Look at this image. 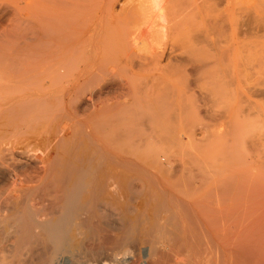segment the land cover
Returning a JSON list of instances; mask_svg holds the SVG:
<instances>
[{"label": "bare ground", "instance_id": "obj_1", "mask_svg": "<svg viewBox=\"0 0 264 264\" xmlns=\"http://www.w3.org/2000/svg\"><path fill=\"white\" fill-rule=\"evenodd\" d=\"M7 1L11 3L0 4V264H264V157L238 156L240 153L235 155L233 150L235 157L211 152L191 168L187 166L192 162L185 165L168 150L170 154L163 156L146 153L141 165V153L137 156L136 151L139 137L135 136L141 128H134L140 114H132L137 120L130 121L118 110L124 107L104 105L101 92L98 96V91L96 95L92 91L82 94L86 85L80 80L89 76L91 83L93 76L87 69L97 60L99 43L112 36L105 32L104 37L110 35L103 38L106 19L103 22L95 16L86 20L90 18L88 10H104L117 21V15H122L112 10L116 0H19L21 4L13 7L16 1ZM142 1L139 7L144 3L145 8L158 6L159 10L156 6L148 10H158L154 16L164 22L157 0ZM10 9L28 13L19 18L16 15L17 24L8 25ZM159 28L157 34L165 38L169 26L166 23ZM121 36L117 44L122 47L118 49L128 48L129 58L136 55L133 48L139 36L133 32ZM72 62L90 65L82 69L77 66V79L73 76L70 83L63 81L64 85L60 79ZM80 85L85 86L77 94L75 89Z\"/></svg>", "mask_w": 264, "mask_h": 264}, {"label": "rangeland", "instance_id": "obj_2", "mask_svg": "<svg viewBox=\"0 0 264 264\" xmlns=\"http://www.w3.org/2000/svg\"><path fill=\"white\" fill-rule=\"evenodd\" d=\"M1 1H0L1 5L8 3L7 0L6 1L4 0L5 2L3 0ZM14 1L16 2H14V4L12 3V7L15 4H17L18 6L21 4V1L19 0H14ZM116 1L113 5L112 10H114L113 12L115 13V15L116 13L117 14L120 13L122 15V17L117 15L119 17V19H117L116 17L117 21H115V19L113 18H110L104 10H95V11L88 10V13L90 15L87 16L90 18L88 19L86 16L87 18L86 20H91L92 17L95 16L97 17L99 16L101 18V21L103 22L104 19H106L105 23L107 24L104 23L105 25H103V22L101 24V26L103 25L102 26L103 38L108 37V35L110 34H108L105 37L104 35L106 33L111 32L112 36L108 38L110 39L112 37L111 38L112 40L108 39V41H105L102 39L103 41H101L98 45L97 60L95 61V63H92L91 65L89 64L90 66L88 64L84 65L83 63H81L82 61L79 63H75V62H72V64L70 63L71 64L69 65L70 67L68 68L67 72L64 74L63 79H60V81L61 82L66 81L67 83L68 82L70 83V81L73 80L74 77L76 78L75 70L77 69L76 68L77 66L78 68L81 69L85 66H89L90 68L88 67L87 70L90 72L87 73L88 75L92 74L93 76L91 78V83H88L90 81L89 76L88 78H86L87 76L83 75L82 79L80 78L82 76L78 77L79 80L81 79L80 81H82V84L84 83L86 85V87L82 88V90L84 91L82 92V94L87 95L90 94V92L92 91L91 94L93 93V95H96L98 91L96 96H98L101 92L99 96H101L102 103L103 104L106 103L104 105H106L107 107L109 105H112L109 107L113 108V106L114 107L116 106L119 108L124 107L125 109V106L127 105L126 108L128 110L125 109L127 112L129 111V108L133 107V111L135 113L132 111L131 108L130 110L132 112L131 114L130 111L129 113L125 114L126 111L124 112L123 108L122 109L117 108V109L119 111L121 110L122 113H124L123 114L124 118L126 119L128 118L130 121L135 120L136 122V120L138 119L136 124L137 126L135 125L136 127L134 126V128L136 129L137 127H139L142 130H144L142 131L141 129L137 128V130H139L137 132L139 133L138 135L136 131H134L136 133L135 136L137 138L139 137L138 138L139 140H136L137 144L139 143L138 144L139 146L136 144V147L137 146L140 147V144L144 145V146L141 145L140 148L137 147L136 149V151L138 150L137 156L139 155V152L141 153L142 157L139 155L141 157V159L139 157L140 161L143 160V158L146 157L147 155H151L154 153H158L160 156H163V153L164 154L167 153L169 155L170 153H168V150H171L172 153L175 155V158H177V160H181L182 162H184L185 165L187 164L189 165V163L192 162L189 166H187L191 168L196 167L197 164L196 162L200 160L201 156L203 155L211 156L212 155L211 152L213 154L216 153L217 155H224V156L230 155V157L232 156L235 157L237 153H240L237 154L238 156L243 153L242 156H245V154L246 155L249 154V155H258L264 157V138H263L264 137V127H263L264 126L263 125L264 123V59H263L264 58L263 57L264 56V0H240V1L239 0H157L160 6V10H163V13L162 11L160 13L163 15V17L165 16L164 22L158 20V18L156 17L157 15L155 11H158L159 9L158 6L155 5L158 10L153 11V8H155V6L154 4L153 6H151L150 5L151 2H149L150 4L147 2V4L150 5L148 6V8L153 7L151 11L155 13L153 12L151 13L150 10H148V8H145L146 3L142 5L144 7L142 6L139 7L138 5H140V3L143 2L142 0H139L140 3L137 0H116ZM159 1L162 2L159 3ZM10 3L11 2H9L8 4ZM123 8L125 12L123 11ZM255 8L257 9L259 8V9L257 10ZM137 9L139 10L137 11ZM141 10L142 13L140 12ZM143 10H147L149 12H145ZM7 11L9 12L8 15L6 16V24L8 25H15V23L17 24L16 18H19L20 15L21 17L23 15L25 16L28 13V12L26 13L27 10L26 11L22 10L25 11L23 13H21L22 12L21 10L10 9ZM14 11H16V13L18 12V14H15ZM33 11L34 10H32V12ZM103 11L105 12V14H103L104 13ZM92 12H94L95 14L93 15ZM138 12H140L141 14ZM128 13L130 16L128 15ZM157 14H159V12H157ZM150 15H152L153 17ZM135 16H138L139 19ZM147 16L150 17V19ZM141 17H143V19ZM151 18H153L154 20H152ZM107 19H109L110 21L108 20L109 21L108 22ZM126 19L128 20V22ZM9 20L10 21L12 20V22H10ZM134 20H138V21H136L135 23ZM147 21L148 23H150V25L149 24L147 25ZM139 23L141 24L137 25ZM166 23L167 26H169V30L167 32L168 35H165L166 37L164 38L162 35H158L157 32L159 31L158 29H160L159 28L160 25ZM115 28H117L118 30ZM112 31L118 32L119 34L117 33L118 34L117 35ZM124 32L127 33L133 32V34L135 33L136 35L139 36V41L137 42L136 46H134V48L136 47L137 50L133 48V54H136L134 56H137L139 58V59L137 58L138 59L137 61H139V63L135 61L136 58L133 55L130 56L131 59L129 58L130 54L128 48L126 49L125 47V50H123L122 48L124 52L128 51L126 52V54L128 53L127 58L124 56L126 54H124L120 48L118 49V47L121 45L117 43H120L119 42L120 37H122L121 35H123ZM114 34L115 36L118 37L120 36V37L114 38L115 37ZM113 39L115 40L118 39V40H116L115 43L113 42L115 41ZM111 43L113 44L114 48ZM100 44L103 46V48ZM115 46H117L116 47L117 49L115 48ZM78 49L81 50L82 47L79 46ZM114 49L117 50V51L115 50L116 53H114ZM101 50L103 52L105 51L106 52L103 54ZM118 51L119 52L121 51L120 54ZM111 53L112 54L114 53V56ZM104 55L105 56L107 55V57L112 55L111 57L112 59L109 57L107 59V57H105ZM115 55L117 56L115 57ZM119 55H121L122 58ZM20 56L22 58V55ZM26 56H28V54H26L25 57ZM98 59H100L102 63H100V60ZM110 59L112 60V63L110 62ZM107 60H109L108 61L109 63L106 62ZM113 60H115L118 63L114 62ZM130 60L132 61L130 62ZM97 61L99 62L97 63L98 65L96 64ZM103 61H105L106 65L103 64L104 63ZM129 62L131 65L129 64ZM218 62H220V64ZM137 63L138 65L141 63L142 64L138 66ZM99 64H101V66H99ZM95 65L97 66L93 67ZM104 66L110 67V69ZM132 67L137 69L131 70ZM138 67H140V69H142L143 71H141ZM102 68L103 70H101ZM104 68H107V70L109 69L111 73L109 70L105 71ZM89 69H91L92 72ZM115 69L116 70L118 69L120 71L124 69L123 70L124 72L122 71V73H120L119 71V73L123 75L121 76L118 73V70L116 71ZM99 70L106 72L107 74H104ZM137 70L138 72H136ZM93 72H95V74L97 73V76L95 74L93 75ZM87 73L85 75H87ZM115 73H117L116 74L117 76L116 75L113 76V74ZM99 74H102L100 76L103 77L100 78ZM124 75L126 76L124 77ZM94 76L96 78H94ZM72 77L73 79H71ZM152 78L153 79L156 78V80H153ZM92 81H94L93 85H90V88L89 87L87 88V86H89L88 84H92ZM152 81H154L155 83ZM156 81L158 82L160 81V82L156 83ZM66 82H63L64 85H66ZM85 85H80L77 87V89H75V91L77 90L76 91L77 94L81 93L79 92V90L81 91L80 87ZM107 86H109L108 89ZM106 89L109 92L108 91L106 92ZM109 89L115 91L110 92ZM147 90L148 92H146ZM125 91H127V93H125ZM163 92L166 94L168 93V95L164 94ZM102 93H106V94L102 95ZM113 93L114 96L117 93L116 97L113 96ZM161 93L165 95V99H164V95H161ZM125 96L127 98L129 96L130 97L127 99L124 98ZM160 96H162L163 98ZM130 98L131 101H129ZM104 99L105 100L107 99L106 102H104ZM94 101H96V99H93V102ZM117 102H119V104L121 105L124 103L126 104L121 106L117 104ZM132 102L133 104H131ZM127 103L130 104L131 107H129ZM134 106L136 109L134 108ZM157 107L160 108L158 109ZM178 107L179 108L181 107L182 110L179 109ZM171 110H175V111L172 112ZM181 111H183V114H181ZM175 112L177 113V115ZM128 114L131 116H129ZM132 114L135 117L137 114L140 115L136 117L137 119L136 118L133 119L134 117L132 116ZM173 114L175 116H173ZM143 116L145 119L143 118ZM138 117L142 119L139 120L140 118ZM169 117L171 118L173 123L172 122L170 123L171 120L169 119ZM175 117L177 118L175 119ZM139 121L141 122L140 124H138ZM168 123L173 126H169ZM141 124L144 126L146 124V126L144 127ZM138 125H141L143 128ZM158 125L159 126L162 125L164 127L160 126L162 128L161 129L159 128ZM172 127L173 128L175 127L176 129H173ZM204 129L206 130V132ZM168 134H170L171 136L170 135L168 136ZM236 134L238 135V139L240 141L236 138L237 137ZM228 136H230L232 139L229 138ZM140 137L142 139H140ZM158 137L161 138L158 139ZM180 137L182 139L184 138L185 139L180 142L179 140ZM226 139H228L229 141H226ZM141 141L143 143H141ZM199 141H201L202 144ZM237 141L239 142V144H236L238 143ZM177 145L179 148L177 147ZM200 145H202V147ZM233 145L234 146L236 145V147H231L230 149L229 147ZM144 148L146 151H144ZM222 149L225 150L223 151ZM203 150L205 151V153L203 152ZM232 150L235 151L236 153L232 152ZM180 151H182V153ZM223 152L224 153L227 152V155L224 154ZM146 153L148 154L146 155ZM185 156L186 158H188L187 160L185 159ZM191 157H194L192 158V161L189 160L191 159ZM185 161H187L188 163ZM140 164L142 165V161L140 162ZM180 258L181 257H179V259ZM182 259L184 260L183 256ZM64 264H69V263L64 262ZM220 264L223 263L221 262Z\"/></svg>", "mask_w": 264, "mask_h": 264}]
</instances>
